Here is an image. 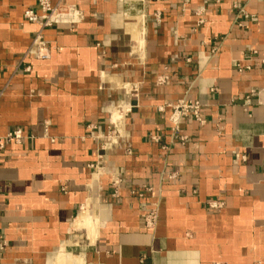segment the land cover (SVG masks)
<instances>
[{
	"label": "crops",
	"instance_id": "crops-1",
	"mask_svg": "<svg viewBox=\"0 0 264 264\" xmlns=\"http://www.w3.org/2000/svg\"><path fill=\"white\" fill-rule=\"evenodd\" d=\"M70 2L0 0V264H264V0Z\"/></svg>",
	"mask_w": 264,
	"mask_h": 264
},
{
	"label": "built area",
	"instance_id": "built-area-1",
	"mask_svg": "<svg viewBox=\"0 0 264 264\" xmlns=\"http://www.w3.org/2000/svg\"><path fill=\"white\" fill-rule=\"evenodd\" d=\"M215 1L218 2L219 0ZM37 7L38 11H35L34 9L25 10L24 18L30 22L39 24L41 27H51L55 24L60 23L69 24L79 15V10L77 9L76 5L70 2V0H37ZM233 7L239 8L237 4H234ZM240 11H242V9H240ZM37 39L39 40L38 37L35 40ZM40 43L41 42L38 41L37 45H40ZM248 68V66L241 67L238 64L239 71ZM201 106L202 104L197 100H181L175 103H165L159 108H171V119L176 125L177 118L180 115H192L197 121L202 123L204 120L202 119L200 114ZM112 135H114V132L112 133ZM24 138L25 135L20 128L12 129L6 134L0 135V150L4 149L11 142L20 143ZM211 206H216V204L211 203ZM147 222L149 223V221Z\"/></svg>",
	"mask_w": 264,
	"mask_h": 264
},
{
	"label": "bare ground",
	"instance_id": "bare-ground-1",
	"mask_svg": "<svg viewBox=\"0 0 264 264\" xmlns=\"http://www.w3.org/2000/svg\"><path fill=\"white\" fill-rule=\"evenodd\" d=\"M80 214H81V221H85L86 220V223H87L86 225L88 226L89 235H93L95 233L94 225L91 222H89V220L87 219V216L84 215L83 212H81ZM91 220H92V218H91Z\"/></svg>",
	"mask_w": 264,
	"mask_h": 264
}]
</instances>
